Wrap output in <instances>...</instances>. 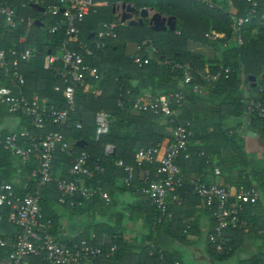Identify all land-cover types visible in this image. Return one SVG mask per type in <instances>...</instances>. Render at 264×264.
I'll use <instances>...</instances> for the list:
<instances>
[{"label": "trees", "instance_id": "16d2710c", "mask_svg": "<svg viewBox=\"0 0 264 264\" xmlns=\"http://www.w3.org/2000/svg\"><path fill=\"white\" fill-rule=\"evenodd\" d=\"M98 1L107 2L110 5L116 0ZM122 1L132 2L138 8L155 7L162 14L176 16V30L156 31L147 21L143 25L137 26L119 22L116 24L118 37L107 39L103 48L97 50L93 44V38L96 39V37H90V34L96 31L101 23L113 21L112 7H94L84 21L79 24L78 40L73 42L70 48L79 49L78 45L81 42H88L94 46V54L86 55L85 58L88 65L97 69L100 78L96 79L87 72L86 81L90 82L94 88L100 89L101 93L95 95L86 91L84 86L79 85L76 90V106L74 111L70 113L67 127L48 124L44 129L37 131L31 124L29 116L13 114L22 116L27 127L35 132L47 135L51 131H63L70 144H72L71 138L75 141L71 150L57 152L53 163L54 175L63 178L70 177L69 170L75 158L81 151L85 150L90 154V166L99 165L103 167V171H95L93 177L87 180L88 183L101 186L110 192L116 177L127 175L126 170L116 164L117 160L123 159L126 164L134 165L136 164L135 155L140 147L157 145L169 138V134L167 136L159 134L155 129L157 120L165 118L163 115L150 111L134 115L131 112V101L142 96L139 93L144 90H148L150 97L179 91L183 69L176 67L175 63L187 62L196 69L204 70L207 68L210 71H215L222 65L230 69V75L228 78L221 77L211 85L201 81L207 85L203 94L194 92L192 85L186 86L185 97L181 105L177 106L179 117L193 122L194 137L204 138L212 142V145L217 146L215 150L220 153L221 146H223L228 152L226 158L230 166L233 164L236 166L237 163H240L242 167L239 171L242 180L238 185H252L248 177L249 173H246L248 168H252L258 185L264 190V167L259 168L248 162L241 151V146L238 147L237 134H231L230 129L225 124V120L229 117L235 121L232 123L233 127L241 124L245 109L241 89L242 80H250L248 78L250 75L254 76L255 80H262L263 85V89H259L257 85L251 86L252 98L264 103V20L262 19L264 0H215L216 7L214 8L194 4L187 0ZM253 1H258V13L252 21L243 26L241 33L244 40L242 44H239L235 37L233 16L247 15L251 11ZM34 3L27 0H0V4H10L17 12L15 27L8 26L5 17L0 15V48L6 50L10 48L18 50H24L27 47L34 48L36 55L27 61L20 60L18 64V70L25 78V83L21 87L23 94L28 98L35 94L41 97H49L51 103H55L57 107L65 108L68 107V104L63 97V88L69 81H66L68 79L61 74L63 63L57 59L49 67H46L45 57L48 54L62 55L61 45L67 35L64 30L52 33L50 25L55 20L45 16L44 11L34 8ZM38 4L47 7L46 4ZM232 7L236 9L235 12L231 11ZM29 18L34 20L30 26L27 22ZM38 19L43 22V25L36 23ZM254 30H257V34H253ZM213 32L224 33V36L212 39ZM22 37H25L24 41H21ZM145 39H149L155 44L161 62L152 59L148 64L139 66L134 62V57L127 52V42L138 43ZM191 42H199L213 47L218 53L217 58L206 59L201 53L193 52L189 49ZM165 60L169 62H165ZM12 69V63L8 74L4 73V69L0 67V78H3L8 85L14 84L10 81L13 80L10 76ZM58 89H62V91ZM121 99L125 101L126 106L124 108L119 106ZM0 110L5 111L6 109L4 106H0ZM100 110L109 113L110 131L99 139H95L96 113ZM78 123L81 124L80 128L77 127ZM165 125L168 127L169 122H166ZM250 128L264 138V120L258 116L253 117ZM5 134L7 131L1 132L0 135ZM82 139L87 142L83 147L76 144ZM107 143H112L115 146L113 154L107 155L105 153ZM202 147L206 150V145ZM207 150L205 155L195 152L189 158L185 157L184 152L176 162L182 167V171L188 169L189 164L196 162H199L203 167H209L212 163L208 164L206 160L208 156L212 157L213 154ZM241 157L245 162H242ZM16 158L19 157L8 150L0 149V181L13 182L12 177L17 168ZM30 163L32 164L28 167H30L31 173L37 167V160L32 159ZM143 166L149 167L151 175L154 176L158 164L145 162ZM12 184L14 185V183ZM39 187V179L33 176L25 189L16 187V191L21 195H27L41 189V206L44 219L53 220L52 232L56 233L60 224V213L57 208L60 204L59 191L55 184ZM124 188L133 192L138 190L146 200H144V204L149 207L150 212L146 220L149 228L148 239L154 240L153 236L165 225L171 209L163 216L142 192V181L135 179L130 186L124 185ZM66 203L61 204L67 205ZM250 206L247 205L246 208H250ZM6 211L4 210V212ZM178 227L175 230L176 236L184 242L194 232L193 226L187 228L182 222L179 223ZM17 231L18 227L11 223L7 216L3 221H0V259L11 252ZM112 239L111 243H97L101 245L103 250L93 264H116V259L123 256L122 237L113 235ZM1 241H5L6 245L2 246ZM114 243L118 244V248L113 254H110ZM168 253H170L168 256L171 261L176 260V254L170 251ZM262 255L263 253L255 257L257 263L259 260L261 261ZM145 258L154 260L156 264H159L158 257L149 256L147 251ZM29 260L33 264L41 262V258L32 257Z\"/></svg>", "mask_w": 264, "mask_h": 264}, {"label": "built area", "instance_id": "2783aa9c", "mask_svg": "<svg viewBox=\"0 0 264 264\" xmlns=\"http://www.w3.org/2000/svg\"><path fill=\"white\" fill-rule=\"evenodd\" d=\"M28 2L43 3L44 14L54 19L50 25L52 33L65 31L67 38L62 42V55L48 54L45 57V65L49 67L57 59L63 63L62 76L69 81L63 88V97L66 99L68 107L60 108L55 103H51L49 97H41L38 94L28 98L23 94L21 87L25 83V78L18 70L20 60H29L36 55V50L27 47L24 50L10 48L6 50L0 48V67L4 73L10 72L12 63L11 80L14 84L8 85L0 81V106H4L11 114H22L30 117L31 124L39 131L48 124H56L59 127H67L71 111L76 106V90L79 85L85 90L99 95L101 90L86 81L87 72L98 79L100 74L97 69L86 62V55L94 54V46L88 42H81L79 49H72L70 45L77 42L79 34V24L90 14L96 5V0H27ZM194 4L215 7V0H187ZM64 9V10H62ZM126 9L121 5L116 13L117 21L103 22L100 24L97 34L99 39L93 38L95 48L101 49L105 45V39H116L118 37L116 24L121 23V16ZM258 13V1H253L251 11L245 16H233L234 32L239 44L243 43L242 28L252 21ZM0 15L5 17L8 26L15 27L17 12L10 4H0ZM264 20V14L262 15ZM22 21L24 19H21ZM28 26L34 23L33 19H28ZM178 33H180L178 31ZM220 37L219 33L213 32L212 39ZM22 37L21 41H24ZM134 62L139 66L148 64L152 59L159 58V51L155 44L145 39L135 46ZM165 62H169L165 60ZM176 67L183 69L182 88L177 92H171L153 98L139 96L131 101V110L140 113L153 112L161 114L169 122L170 135L168 142L159 143L148 147H140L135 155L136 166H141L144 162H159V166L154 176L146 173L142 179V192L150 199L163 216H165L172 204H181L182 197L178 194L179 187L183 183V173L176 160L189 148L193 136V123L191 120L180 118L177 110L173 107V102L181 104L184 98V89L192 85L193 91L203 94L208 85L218 81L221 77L228 78L230 69L220 66L215 71L207 68L196 69L190 63H175ZM17 88V90H15ZM244 119L249 124L253 115L264 120V103L254 99H245ZM119 106L125 107V101L119 100ZM80 128L81 124L78 123ZM35 132L30 128L23 127L19 130H12L5 135H0V149H5L24 160H37V167L32 174L39 179V186L55 184L59 191V202L66 203L68 200L74 204V197L82 200H89L94 197H101L106 204L111 202L109 192L101 186H94L88 183L95 171H103V167L97 165L90 166V154L83 150L75 158L70 168V177H60L54 175L53 163L58 151H68L72 148L67 136L63 131H51L47 135ZM110 131L109 113L100 110L96 113V133L95 139L106 135ZM115 146L112 143L105 145V153L113 154ZM204 154V153H202ZM118 166L123 167L127 176L124 182L130 186L135 180L134 165L126 164L123 159L116 161ZM39 187V188H40ZM192 191L198 195L204 207L213 210L218 221L215 231L210 236L211 241H217L222 237L223 230L229 227H241L246 224L242 218V213L246 205H255L258 202L260 191L256 186L239 184L236 192L232 193L228 188L218 182H206L201 180L192 181ZM41 189L33 194L21 195L17 193L11 182L0 181V221L5 216L18 227L17 234L11 252L0 259V264H33L29 258H41L38 264H93L102 253L101 245L89 240L82 239L74 243H66L59 240L52 232L53 220L44 219L41 206ZM234 199V201H232ZM3 209V210H1ZM4 210L7 212H4ZM161 220V219H160ZM190 228V224L187 226ZM5 246V241H1ZM118 248L114 243L110 254ZM160 255V264H180L176 260L169 263L163 251L151 245L150 254ZM259 264H264V259Z\"/></svg>", "mask_w": 264, "mask_h": 264}, {"label": "crops", "instance_id": "0c3cea01", "mask_svg": "<svg viewBox=\"0 0 264 264\" xmlns=\"http://www.w3.org/2000/svg\"><path fill=\"white\" fill-rule=\"evenodd\" d=\"M104 4L108 3L98 0L96 2V6ZM231 11L235 12L236 9L232 7ZM112 13L116 14L114 8H112ZM138 17L139 15L136 16V19ZM98 29L97 27L93 35V37L95 36L97 39L101 38L97 34ZM219 34L220 37L224 36V33ZM253 34H257V30H254ZM134 47L133 44H127V52L132 56L135 53ZM189 49L193 52L201 53L206 59H215L218 55L213 47L199 42H191L189 44ZM0 81L7 84L3 78H0ZM256 85L259 89H263L262 80H242L241 89L244 104L246 98L253 99V90L251 86ZM180 88H182V85H180ZM58 90L62 91V89ZM185 90L186 89H184V93ZM139 94L146 98H153L150 97V95L148 96V90L141 91ZM180 105L181 104H177L175 101L173 102V107L177 110L178 114L179 108L177 109V106ZM131 112L134 115H140V112L135 110H131ZM244 112L241 124L233 127L232 123L235 121L231 120L230 117L225 120V124L226 127L230 129L231 134H237L238 147L241 146V151L248 162L261 168L260 166H264V159L262 157L264 156V138L250 128L251 123L248 124L244 122ZM255 116L256 115L252 116L251 122ZM166 122V119L163 118L157 120L155 124L156 131L159 134H165V136L168 134L167 128L169 127L165 125ZM26 126L22 116L9 114L6 110H0V134L4 131L9 133L12 130H19ZM71 141L73 148L75 141L72 138ZM167 141L168 138L165 139L163 143ZM204 145H206V150L209 149L207 151L213 154L212 157L208 156L206 160L208 164L212 163V165L203 167L199 162H196L195 164H189V168L182 171L183 183L178 190V194L182 197V203L172 204L170 206L171 210L167 215L166 223L155 233V236H153L154 240L148 239L149 228L146 224V220L148 218V213H150L149 207L144 204L146 200L138 190L133 192L124 188V185H126L124 182V178L127 176L126 174V176H117L115 182H113L112 189L109 192L111 196V202L109 204H106L105 200L98 196L89 200L76 199L78 197H74V204H72L70 200L67 201V205L58 204L57 208L60 213V224L56 233H54L55 236L59 240L69 244L82 239L89 240L93 243H111L113 235L115 237L121 236L123 239L122 245H124V254L122 257H119V259H116V264H156L154 260L145 258L146 251L149 256H157L160 264V255L157 253L150 254L152 244H154L157 249L163 251L169 263L178 260L180 264H184L183 256L185 253H188L192 260L200 264H259L261 261L259 260L257 263L255 257L263 253L261 258L264 259V190L258 185L253 174V169L248 168L246 173H249L248 177L252 182V186H256L260 191L258 202L255 205L248 204L251 205L250 208H246L247 205L245 206L242 213V218L246 221L244 226L226 228L223 230L220 239L211 241L210 236L214 233L218 221L214 216L213 210L204 207L202 199L193 193L192 181L198 179L206 182H218L228 188L232 193H235L238 183H240L242 179L239 171L240 168L237 167L240 163H237L236 166L234 164L230 166L226 158L228 156L227 150L221 146L220 153L218 150H215L217 146L212 145V142L204 138L201 139L192 136L189 148L185 152V157L189 158L195 152H197V154L200 153V155L201 152H203V155H205L206 150L202 147ZM241 160L245 162L242 157ZM30 162L31 160L16 158V173L12 177L15 190L17 188L25 189L33 178L32 172L30 173V167H28L32 164ZM143 164L141 166H136L137 164H134V175L135 179L138 181H142L147 172L151 175L150 168L144 167ZM150 164H158L159 166V162ZM232 201H234V199H232ZM180 222L184 223L185 227L189 224L190 227L193 226L194 232L189 235L185 242L181 241L175 233V230L179 228L178 225ZM111 232H113V235ZM184 233H186V230H184ZM169 251L176 254V260L171 261L169 259Z\"/></svg>", "mask_w": 264, "mask_h": 264}, {"label": "water", "instance_id": "95a60500", "mask_svg": "<svg viewBox=\"0 0 264 264\" xmlns=\"http://www.w3.org/2000/svg\"><path fill=\"white\" fill-rule=\"evenodd\" d=\"M123 8L126 10L123 12L121 16V23L128 22L130 25H143L145 23V19H148L149 25L152 27L153 30L156 31H165V30H172L175 31L177 27V17L174 15H171L169 17L163 16L161 12L154 11V8L152 7H143L139 9L137 6H135L132 3H122ZM34 8L39 9L40 11H44L45 8L38 4H33ZM64 10V9H62ZM114 11H116V8L114 7ZM139 15V17L136 19V16ZM36 23H40L43 25V22L41 20H36ZM94 32L90 34V37H93ZM251 80H255L254 76H249ZM76 144H79L80 146H84L87 144L85 140H79L76 142ZM75 145V144H74Z\"/></svg>", "mask_w": 264, "mask_h": 264}, {"label": "rangeland", "instance_id": "374dc122", "mask_svg": "<svg viewBox=\"0 0 264 264\" xmlns=\"http://www.w3.org/2000/svg\"><path fill=\"white\" fill-rule=\"evenodd\" d=\"M97 2V1H96ZM122 3H123V1L121 0V1H119V0H116V1H114V2H112V4H110V5H108V4H104V5H100V6H107V7H109V6H111L112 8H116V13L119 11V9H120V7H121V5H122ZM95 7H96V5H95ZM152 8H154V11H158L157 10V8H155V7H152ZM117 14H113V22L114 21H117L116 20V18H117V16H116ZM163 15L164 16H170V15H168V14H166V13H163ZM49 18V17H48ZM47 20V19H46ZM145 21H147L148 23H149V21H148V19H145ZM117 24H119V22L117 23ZM124 24H129L128 22L127 23H124ZM98 28H99V26H98ZM107 39H111V38H107ZM107 39H105V41L107 40ZM127 44H133V46H136V44L137 43H135V42H127ZM134 50H135V47H134ZM135 54V53H134ZM218 54V53H217ZM247 80V79H246ZM244 122L245 123H248L247 121H245L244 120ZM249 124V123H248ZM167 132H168V134L170 133V127H168L167 128ZM169 139V138H168ZM168 142V141H167ZM167 142H165V143H167ZM165 143H162V144H165ZM203 152H201V155H203L202 154ZM263 157V159H264V156H262ZM258 159V158H257ZM237 167L238 168H241L242 166L241 165H237ZM260 167H262V166H260ZM264 167V166H263ZM185 253V252H184ZM183 260H184V264H200L199 262H196V261H194V260H192V258H190V255L188 254V253H185L184 254V256H183Z\"/></svg>", "mask_w": 264, "mask_h": 264}]
</instances>
